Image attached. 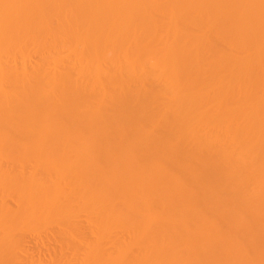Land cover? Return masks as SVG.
I'll return each mask as SVG.
<instances>
[{
	"label": "bare ground",
	"instance_id": "bare-ground-1",
	"mask_svg": "<svg viewBox=\"0 0 264 264\" xmlns=\"http://www.w3.org/2000/svg\"><path fill=\"white\" fill-rule=\"evenodd\" d=\"M0 264H264V0H0Z\"/></svg>",
	"mask_w": 264,
	"mask_h": 264
},
{
	"label": "rangeland",
	"instance_id": "rangeland-1",
	"mask_svg": "<svg viewBox=\"0 0 264 264\" xmlns=\"http://www.w3.org/2000/svg\"><path fill=\"white\" fill-rule=\"evenodd\" d=\"M204 130H205V129H204ZM204 130H203V132H204ZM200 131L202 132V128H201ZM203 132H202V133H203ZM205 132H207V131L205 130ZM8 200H9V199H7V201H8ZM10 202H12L11 199H10ZM50 227H51V228H50ZM50 227L48 228V230L50 229V231L56 229V228H54V226H53V227L50 226ZM52 228H53V229H52ZM51 229H52V230H51ZM119 232H120V231H119ZM122 232H123V231H122ZM30 233H31V232H30ZM30 233H29L28 235H26L24 238L27 240V241L25 240V241H26V242H25L26 245L29 243V244H30V247H32L31 245H34V244H32L31 242H32V241H33V243L36 242L35 240H36V238H37V237H36L37 235L35 236V235H33V234H30ZM123 233H125V232H123ZM123 233L121 234V232H120L121 236L123 235ZM120 234H119V235H120ZM34 236H35V237H34ZM43 236H44V235H43ZM26 237H27V238H26ZM28 237H29V238H28ZM30 237H31L32 239H31ZM41 237H42V236H41ZM38 238H39V239H37L38 243H39V241H42V242L44 243L45 240H46V239H45L46 236L42 237V239H44V240H41V238H40L39 236H38ZM28 239H29V241H28ZM30 240H31V242H30ZM27 242H28V243H27ZM46 242H47L48 244H50V243L48 242V240H47ZM46 242H45L44 244H46ZM40 243H41V242H40ZM51 243H53V242H51ZM54 244H55V245H54ZM108 244L110 245L109 242H107V245H108ZM50 245H51V244H50ZM52 245H54L55 248H57V247H56V243H53ZM27 247H29V246H27ZM30 247H29V249H31ZM49 248H52V247L50 246ZM43 249H44V248H43ZM46 249H47V248H46ZM44 250H45V249H44ZM44 250H42V252H44ZM32 252H33V253H34V252H38V251H37V248L34 247V251H33V247H32ZM44 253H46V252H44ZM34 254H35V253H34ZM36 254H37V253H36ZM37 255H38V254H37ZM42 255L45 256V257L47 256V254L44 255L43 253H42ZM40 256H41V254H40Z\"/></svg>",
	"mask_w": 264,
	"mask_h": 264
}]
</instances>
